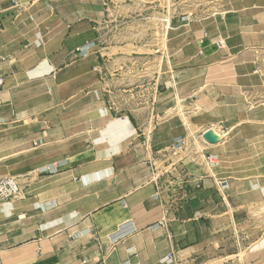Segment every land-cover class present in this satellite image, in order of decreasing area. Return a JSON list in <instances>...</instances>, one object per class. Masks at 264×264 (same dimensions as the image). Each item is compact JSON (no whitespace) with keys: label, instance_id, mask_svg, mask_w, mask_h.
<instances>
[{"label":"crops","instance_id":"crops-1","mask_svg":"<svg viewBox=\"0 0 264 264\" xmlns=\"http://www.w3.org/2000/svg\"><path fill=\"white\" fill-rule=\"evenodd\" d=\"M105 13L86 0H0V174L23 189L0 204V264H237L239 252L264 264V233L247 227L264 197V138L251 162L222 142L239 136L247 87L264 122L262 80L237 70L252 53L213 74L252 49L238 42L242 21H215L225 54L202 51L151 81V55L102 43L92 22ZM235 72L230 85L209 84ZM213 126L218 143L204 139Z\"/></svg>","mask_w":264,"mask_h":264},{"label":"rangeland","instance_id":"rangeland-1","mask_svg":"<svg viewBox=\"0 0 264 264\" xmlns=\"http://www.w3.org/2000/svg\"><path fill=\"white\" fill-rule=\"evenodd\" d=\"M86 2L96 5L99 2L100 8L103 11L106 10L104 18L92 22L105 46L135 45L140 47L137 51L141 55L144 53L151 55L147 66V73L151 81H154V76H159L163 72L172 71L180 66L196 64L195 54L202 53V51L205 53L221 51L225 54L228 51L225 45L230 41L220 38V30H218L220 28L216 27L215 21L221 20L227 15H233L237 21H242L243 26L240 29L242 41L240 39L238 42L247 47L251 46L248 48L252 49L245 50V47H242L240 49L246 56L242 54L234 57L233 60L236 59L230 63L213 65V74L218 76L229 73L241 62L249 61L252 58L249 54L252 53L253 60L246 62L248 65L242 63L237 70L243 68L245 71V67H249L246 68L247 76H249L247 79L253 82L259 81L261 78L262 81L259 83L264 91V0H86ZM66 3L68 1L56 4V7H62ZM185 17H189V25L183 27L179 24ZM167 19L170 20L169 23L174 28L173 30H167ZM206 35H208V39H206ZM252 35L256 37L253 40L250 38ZM205 41L209 42L206 44ZM80 54L78 48L75 55ZM257 69L261 76L255 74ZM138 74H132L131 78H134V81H140L143 76H138ZM234 74L237 75L235 72L226 75L225 78L212 77L209 79V84L211 85L213 82L219 85H230L236 80ZM253 89L247 87L244 89L245 92L241 93L242 101H246L250 108L245 119L238 123V129L241 130L239 136H233L234 131H232L226 139L222 140L223 135L218 133L217 127L213 126L215 130L211 131L216 135L215 143L221 140L225 142L228 138L232 145L230 154L240 158L242 162H251L253 157L260 155L262 138H264L262 136L264 122H261L260 125L257 124L254 121L257 119L252 114L254 112L252 107L256 104L252 101L255 99ZM224 91H227V87ZM239 91L237 90V92ZM148 95L149 92L146 95L144 93L137 94L142 98ZM244 109L246 110V108ZM159 121L161 122V119ZM176 142L180 144L179 140ZM0 170L2 169L0 168ZM3 176H8V174H0V177ZM253 199L259 200V203L258 207L251 208L247 227H249L248 231L258 228L257 233L249 232V235L257 234L256 236H259L264 233V197H253ZM256 221L258 224L254 226ZM241 247L243 248V245ZM238 259L237 264L244 263V252H239Z\"/></svg>","mask_w":264,"mask_h":264},{"label":"built area","instance_id":"built-area-1","mask_svg":"<svg viewBox=\"0 0 264 264\" xmlns=\"http://www.w3.org/2000/svg\"><path fill=\"white\" fill-rule=\"evenodd\" d=\"M1 27V23H0ZM2 88V81L0 80V91ZM181 145V144H180ZM180 145H177L175 148L177 149ZM208 162L211 165H214L217 163L216 157L209 155L208 156ZM23 193V189L20 184V180L18 177H10V176H4L0 177V204L7 203L16 199H19ZM160 197V193L156 194V198L158 199ZM181 199H172L170 202V206H177L180 204ZM51 207L54 206L52 203L50 205ZM173 254L170 255L167 260H172Z\"/></svg>","mask_w":264,"mask_h":264},{"label":"bare ground","instance_id":"bare-ground-1","mask_svg":"<svg viewBox=\"0 0 264 264\" xmlns=\"http://www.w3.org/2000/svg\"><path fill=\"white\" fill-rule=\"evenodd\" d=\"M188 18V17H187ZM169 21L170 20H166V22L168 23H166L167 24V30L169 31V30H171V25H170V23H169ZM91 46H93V42H90V43H88V44H86V45H83V46H81L80 47V50L83 52V53H87L88 52V50H91ZM92 51V50H91ZM257 109V108H256ZM167 121L168 120H166V121H164V123H163V125L162 126H164L166 123H167ZM204 130V134H211V136L216 140V135H214V133L213 132H211V131H213V130H215V129H203ZM195 134H196V132H195ZM194 134V132L192 133V135H195ZM191 135V136H192ZM191 136H189V137H191ZM205 139V138H204ZM205 141V140H204ZM166 260V259H165ZM168 261V260H167Z\"/></svg>","mask_w":264,"mask_h":264},{"label":"water","instance_id":"water-1","mask_svg":"<svg viewBox=\"0 0 264 264\" xmlns=\"http://www.w3.org/2000/svg\"><path fill=\"white\" fill-rule=\"evenodd\" d=\"M205 139L210 143H215V139L211 136V134H204Z\"/></svg>","mask_w":264,"mask_h":264}]
</instances>
